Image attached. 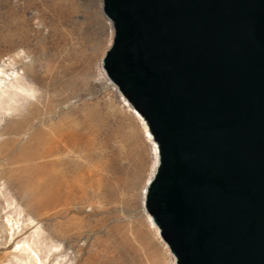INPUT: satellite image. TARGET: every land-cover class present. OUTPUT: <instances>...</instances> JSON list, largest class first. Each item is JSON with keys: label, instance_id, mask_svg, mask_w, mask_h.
I'll return each instance as SVG.
<instances>
[{"label": "rangeland", "instance_id": "374dc122", "mask_svg": "<svg viewBox=\"0 0 264 264\" xmlns=\"http://www.w3.org/2000/svg\"><path fill=\"white\" fill-rule=\"evenodd\" d=\"M114 33L104 0H0V264L168 258L153 136L103 66Z\"/></svg>", "mask_w": 264, "mask_h": 264}, {"label": "water", "instance_id": "95a60500", "mask_svg": "<svg viewBox=\"0 0 264 264\" xmlns=\"http://www.w3.org/2000/svg\"><path fill=\"white\" fill-rule=\"evenodd\" d=\"M103 66L159 161L146 208L178 264H264V0H104Z\"/></svg>", "mask_w": 264, "mask_h": 264}, {"label": "bare ground", "instance_id": "6f19581e", "mask_svg": "<svg viewBox=\"0 0 264 264\" xmlns=\"http://www.w3.org/2000/svg\"><path fill=\"white\" fill-rule=\"evenodd\" d=\"M62 17L64 18V16H62ZM67 17H68V16H67ZM67 17H65V19H66L65 21L70 20V19L67 18ZM3 130H4V131L2 132V134L5 133V128H4ZM148 133L150 134V136H151V138H152V135H151L149 129H148ZM152 139H154V138H152ZM154 143H155L156 151H157V153H158V145H157V143L155 142V140H154ZM6 149H7V145H6V143L4 142V143L2 144V146H1V148H0V153L6 151ZM150 219H151L152 224L157 228V230H158V232H159V234H160V230H159L158 226L154 223L152 216L150 217ZM165 244H166V243H165ZM166 246H168V245L166 244ZM168 248H169V247H168ZM34 255L37 257V260H40V262H41V258H40V256H39V254H37V253L35 252Z\"/></svg>", "mask_w": 264, "mask_h": 264}, {"label": "built area", "instance_id": "2783aa9c", "mask_svg": "<svg viewBox=\"0 0 264 264\" xmlns=\"http://www.w3.org/2000/svg\"><path fill=\"white\" fill-rule=\"evenodd\" d=\"M164 264H178L176 256L170 251Z\"/></svg>", "mask_w": 264, "mask_h": 264}]
</instances>
